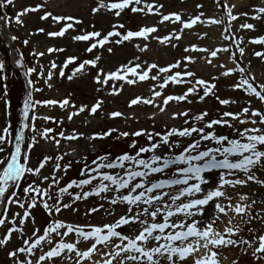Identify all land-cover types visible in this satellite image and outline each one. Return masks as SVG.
Listing matches in <instances>:
<instances>
[{
  "label": "snow or ice",
  "instance_id": "obj_1",
  "mask_svg": "<svg viewBox=\"0 0 264 264\" xmlns=\"http://www.w3.org/2000/svg\"><path fill=\"white\" fill-rule=\"evenodd\" d=\"M213 2L222 9L220 18L203 17L201 12L185 19L179 12L161 13L163 5L157 0H97L90 8L91 13L103 11L117 19L106 31L95 28L81 30L80 34L71 37L73 41L85 43V53H92L97 48H106L112 53L110 45L124 42L144 52L149 48L146 42L149 40L176 48L172 41H179L183 30L191 29L197 23L221 26L219 39L228 43L211 48L188 44L183 49L185 53L195 51L203 54H185L163 66L133 56L126 63L105 71L98 65V53L82 60L69 55L60 65L49 61L45 77L42 76L43 66L39 72L35 67H25L23 54L19 49H11L13 63L26 78L29 89H33V80L29 78L33 73L41 76L51 87L50 81L54 77L72 81L92 68L95 69L91 76L94 90L104 94L96 96L90 104L76 105L70 94L62 99L34 101L32 91H28L19 112L18 130L10 136V122L0 125V226L4 229L0 232V248L6 250L11 264H58V261L66 260L69 264H223L224 249H234L238 254L251 257L252 264H264V208L253 211L256 201L242 191L244 186L253 184L264 187V176H258L255 171L257 166L264 167V81H258L235 59L236 52L241 57L245 52L241 46L244 36L237 37L236 33L241 29L255 31L256 25L245 20L235 32L231 26L238 16H251L253 20L264 23V0L259 6L252 5L254 10L251 12H233L237 5L229 4L228 0L223 4L219 0ZM7 6H14V0H0V12H3L0 21L5 28L13 22L23 26L22 17L43 9L45 4L38 2L22 6L11 17L4 11ZM195 7L200 9L202 5L198 3ZM125 10L142 15L154 13L159 22H178V28L162 36L152 35L157 31L155 24L137 25L135 30L125 28L118 19ZM46 18L53 23L72 22L63 23L58 31L47 32L48 37L63 36L66 29L81 22L74 16L43 11L39 19ZM43 32V28L34 29V33ZM34 33L30 31L28 35ZM206 36L207 33L202 31L197 39ZM16 40L18 37L15 35L0 33V43L9 47ZM248 42L261 46L260 50L252 51V56L264 62V34L248 37ZM22 43L27 45L29 41L25 39ZM233 46L235 52L230 51ZM45 51L53 53L63 49L47 47ZM220 53H225L224 60L230 61L234 67L226 66ZM44 54L36 50L30 53L34 58ZM197 61L215 69V73L207 79L197 75L196 70L190 67ZM69 68L70 72L67 71ZM173 69L176 70L171 71ZM3 72L4 62L0 61V80L5 79ZM218 77L229 78L228 87L243 94L244 105L237 111L217 109L218 116L214 118H207V109L192 115L188 108H182L179 102L191 103L190 96L197 102L211 95L219 105L236 104L235 99L216 95ZM147 81H152L147 85L149 94L131 96L126 101L127 109L151 106L156 111L148 113V119L155 124L154 117L158 113H164L166 107L175 105V110L169 113L170 118L183 117L182 123L186 126L165 124L162 132L108 127L91 133L76 128L65 132L62 128L54 131L52 127H46L38 134L44 141H51L57 151L54 156L43 155L36 164L31 163L30 151L36 138L27 135L25 129L37 131L34 124L37 105L61 108L63 114L59 119L47 115L40 117L56 125H61L65 118L72 121L84 112L89 117L99 115L109 120H139L134 111L115 109L105 112L103 104L106 96L121 93L124 84L134 86ZM168 85L183 87L179 93L164 94ZM8 103L5 99V110ZM30 109L33 110L31 113ZM84 123L90 124L91 121L86 119ZM216 126L230 128L233 135L220 134ZM140 137L146 143L141 144ZM78 138H83L92 149L95 141L128 138L127 150L116 155L102 151L91 161H86L75 149L69 148L68 153L73 154L83 166L79 168L77 178L69 179L61 186L60 179L72 167L71 161L62 163L68 153L59 151L61 140L76 141ZM45 168L50 171L45 173ZM90 197L109 205L110 211H106V215L116 214L117 207L119 214L111 222L104 223L78 224L56 218L62 210L77 212L73 205ZM104 203L89 207L88 213L104 209ZM12 206H16L15 211ZM37 208L50 217L42 228L35 227V217L30 211ZM29 220L33 226L28 228L30 234H27L25 228ZM253 224H258L259 229ZM124 227L130 231H122ZM13 240L17 243L12 250H7ZM228 264H237V260L232 259Z\"/></svg>",
  "mask_w": 264,
  "mask_h": 264
},
{
  "label": "rangeland",
  "instance_id": "obj_2",
  "mask_svg": "<svg viewBox=\"0 0 264 264\" xmlns=\"http://www.w3.org/2000/svg\"><path fill=\"white\" fill-rule=\"evenodd\" d=\"M45 4V7L41 10H38L35 13H28L23 19V26L15 24L13 22L7 28L3 26V21H0V33L6 32L10 35H15L18 37V40L12 42L9 47L5 43H0V61L4 62V72L3 75L5 79L0 80V125L10 122L11 132L10 136L14 134L19 128V112L23 104V99L25 93L32 91V97L34 101H42L48 99H62L64 96L70 94V99L76 105L79 104H90L96 96H104L103 93H97L94 90V86L91 81V76L94 74L95 69L89 68V71L81 77L74 78L72 81L67 80L66 78L54 77L50 83L51 87L45 83V80L38 76L36 73H33L30 79L33 80V89H39L35 91L29 89L27 85L26 78L22 75L20 70L13 63V56L11 54V49H19L23 54V63L25 67H35L37 72L40 70V66H43L45 71L42 73V76L47 75V68L49 67V61L55 62L57 65H60L64 58L69 55L77 56L78 60L92 58L95 54L100 55V60L98 65L102 67L105 71H108L115 66L126 63L128 60L132 59L133 56H139L141 60H146L148 62H156L158 65H165L167 63L173 62L175 59L182 57L185 54H190L194 56L202 55L203 53L199 52H190L185 53L183 51L184 47L188 44L195 43L198 46L205 47H214L220 43H228L227 41H221L219 39V31L221 26L209 24L207 26L197 23L191 29H184L182 32L181 39L179 41L173 40L172 43L177 45L176 48H172L168 44H158L155 40L146 41L149 44V48L144 52L137 50L133 44L124 42L121 45H110L113 49L112 53H109L106 48L104 49H94L92 53H85L84 42L73 41L71 37L73 35L80 34L81 30L89 31L95 29L99 30H108L111 23L116 20V17L111 16L110 14L104 13L101 11L98 14H93L90 11L92 6H95L97 0H14V6H7L4 11L8 13V16L11 17L14 15L15 11L22 6L34 5L35 3ZM157 2L163 5L160 9L161 13L168 12H179L183 18H189L192 15L198 13H203V17L214 16L220 18L222 9H218L213 2V0H157ZM223 4L224 0H219ZM201 4L202 8L197 9L196 4ZM229 4H236L237 7L233 9V12L242 11V12H251L254 9L252 5L259 6L261 0H228ZM43 11H49L53 15L60 16H74L77 17L81 22L74 24L70 29H66L63 36L57 37H48L46 35L49 31H58L63 23H72L71 21H61L58 23H53L50 19L46 18L45 20H40L39 16ZM3 12H0L2 15ZM125 26V28H131L135 30L137 25H156L157 31L152 35L162 36L166 35L173 28H178V22H159V17L154 13L142 15L140 13H131L127 10L118 18ZM247 20L249 23L256 25V30H245L241 29L240 32H237L236 35L239 37L241 34L244 36V43L241 45L245 48L244 55L241 57L238 52L235 53V59L237 62L241 63L242 67H245L246 71L251 72L258 81H264V62H261L259 58L252 56L253 50H260V45L251 44L248 42V37L257 36L264 34V23L260 21L253 20L251 16H238L237 19L231 22L232 30L235 32L238 25ZM43 28V33H34V29ZM123 31V29H120ZM33 31V35L29 36L28 33ZM206 32L207 36L197 39L199 32ZM27 39L29 43L27 45L23 44L22 41ZM136 43H145V41H136ZM47 47H54L63 49L61 52L47 53L45 49ZM36 51H42L45 54L43 56L34 58L30 53ZM235 52V46L230 50ZM226 54L220 53V58L224 60ZM215 62V58H213ZM226 66L234 65L227 60H224ZM74 66V64H73ZM193 67L197 75L202 76L207 79L210 74L215 73V69H212L210 66L203 65L202 61H197ZM173 69L171 71H175ZM55 71V70H54ZM70 72V68L67 69ZM188 79V78H184ZM152 81H147L143 83H138L134 86H129L127 84L123 85V90L121 93L116 96H106L105 102L103 104V109L105 112L115 109H120L121 111H134L139 120L133 118L131 120H125L123 118L109 120L107 118H102L97 115L95 117H89L86 112L81 113L73 118L72 121H68L66 118L63 120L61 125H56L53 121H45L41 119L42 116H54L57 119L61 117L62 110L59 106H44L37 105L34 110L37 116V119L34 121L36 132H29L25 129V132L29 136H35L36 143L34 148L30 151L31 163L34 165L39 158H42L43 155H52L54 156L57 148L52 144L51 141H44L39 136V131H42L46 127H52L54 131H59L61 128L65 132H71L73 128H76L79 131L85 133H91L92 131H100L101 129H107L108 127H116L122 130L146 128L149 130L154 129L157 132H162L165 130L164 125L168 126H180L184 127L182 123L183 117H177L176 119H171L169 113L172 110H175V105L171 108L166 107V112L158 113L154 117L156 123L153 124L152 119H148V113L156 111L151 108V106L140 105L133 106L132 109H127L126 101L131 96L135 94L148 95L147 85L151 84ZM230 83L229 78L227 77H218L216 81V95L221 98H232L237 101L236 104H229L227 106L219 105L215 97L208 96L203 101L197 102L194 97L190 96L191 103L179 102L182 105V108H188L190 114L194 115L198 111L204 109L208 110L207 118H214L218 116L219 109L220 111H237L240 106L244 105L245 98L239 90H231L228 87ZM181 87L179 85H168L164 89V94L169 93H179ZM8 100V108L4 109V100ZM182 110V109H181ZM7 111V115L5 114ZM30 113L33 111L29 110ZM90 120V124H85V120ZM190 123V122H189ZM217 131L220 134L233 135L230 128L216 126ZM115 134H113L114 136ZM128 138L122 139H112L105 138L103 141H95L94 149L88 148L86 141L83 138H78L76 141H64L61 140L59 146V151L61 153H68L69 148L75 149L76 152L80 154L82 159L86 158V161H91L94 159L96 154L100 152H110L113 155L119 154L122 150L126 149V140ZM141 144L146 143V140L143 137L138 138ZM166 151V149H162ZM72 162V167L67 171L65 175L60 179V185L62 186L69 179L78 177V170L83 165L78 163L74 158V155L68 153L64 155L62 163ZM49 168H45L44 172L48 173ZM256 174L258 176H264V167L257 166ZM59 175V173H58ZM157 178H160L158 174ZM251 183V182H250ZM242 191L247 192L251 200H255L256 203L253 206V211L257 208H264V187L260 185H251L244 186ZM67 199V198H65ZM51 203V201H49ZM97 203H104L98 198L90 197L86 201H78L73 207L77 208V212L73 213L71 209L62 210L60 214L56 215V218L62 219L71 223L86 224L88 222L92 223H104L111 222L116 214H119V208L117 207L116 214L109 216L106 215V211H110L109 205L104 203V209H98L95 213L89 214L88 208ZM13 210H16V206H12ZM32 211V215L35 217V227L42 228L50 217L44 213L40 208H37ZM32 221H28V225L25 228V231L28 233V228L32 227ZM253 227L259 229L258 224H253ZM4 229L0 226V232ZM122 231H130L128 228L124 227ZM245 234V233H242ZM16 240H13V243L8 246L7 250H12ZM71 256L72 254H68ZM232 259L237 260V264H252L251 257L244 256L236 253L234 249H224L222 253L223 264H228ZM0 264H11V261L6 255V250L0 248ZM58 264H69L66 260L64 262L58 261ZM74 264V262H73Z\"/></svg>",
  "mask_w": 264,
  "mask_h": 264
}]
</instances>
